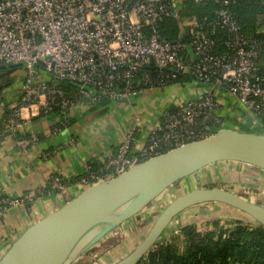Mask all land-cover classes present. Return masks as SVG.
I'll use <instances>...</instances> for the list:
<instances>
[{
  "label": "built area",
  "instance_id": "obj_1",
  "mask_svg": "<svg viewBox=\"0 0 264 264\" xmlns=\"http://www.w3.org/2000/svg\"><path fill=\"white\" fill-rule=\"evenodd\" d=\"M195 1L221 2L223 7L212 22L190 23L188 43L171 42L159 32V24L174 15L179 0H0V62L26 65L24 107L39 105L44 115L62 111L53 134L68 128L71 108L95 105L101 98L129 99L143 89L170 85L182 75L226 89L264 131V73L258 66L262 42L242 32L228 8L230 0ZM218 27L226 32L223 54L216 52L212 34ZM260 32L264 34V28ZM40 70L52 77L51 82L38 80ZM62 79L81 84V99L65 96ZM218 108L217 99L206 95L164 111L140 152L133 151L132 129L110 160L99 168L88 166L77 183L88 189L148 159L213 136L222 124ZM5 124L19 131L20 111L12 109ZM38 141L34 134L21 136L17 145L25 149ZM71 183L56 176L52 192H63ZM36 199L34 192L0 197V214ZM177 235L181 230L163 236Z\"/></svg>",
  "mask_w": 264,
  "mask_h": 264
},
{
  "label": "crops",
  "instance_id": "obj_2",
  "mask_svg": "<svg viewBox=\"0 0 264 264\" xmlns=\"http://www.w3.org/2000/svg\"><path fill=\"white\" fill-rule=\"evenodd\" d=\"M0 74V80L8 77L0 88V197L17 198L34 192L37 198L33 203L13 207L0 214V260L30 226L85 191L77 180L87 173L88 166L96 168L93 165H97L99 168L110 160L132 129L136 130L133 151L136 154L140 152L147 145L154 126L160 122L166 110L212 95L219 103L217 114L222 120L219 130L227 128L253 133L252 129H255L256 134H261L262 131L260 130L262 126L258 123L254 126V121L256 122L254 116L226 89L192 82L188 85L172 83L165 87L146 88L138 93L137 98L131 96L129 102L116 100L117 104L113 108L104 105L91 108L90 106L94 105L80 104L68 110L67 116L70 119L68 128L53 134V127L64 115L59 113L44 115L39 105L24 107L22 97L26 79L15 81L11 72L10 75L4 76L6 74L4 69H0ZM45 78V75L40 74L38 80ZM15 108L20 111L23 124L19 131L14 132L6 126L5 121L10 111ZM33 134L39 138L37 143L28 145L25 149L18 147L17 140L21 136L28 137ZM229 164L236 170L241 168L247 172L251 170L246 167H252L238 166L245 165L241 163ZM210 167L201 171L208 173ZM198 173L195 175H199ZM255 174L257 175L255 182L264 188V172L259 169ZM195 175L192 176L193 180L191 177L190 180L187 179L189 180L187 183H198ZM56 176H64L73 183L63 192H52V181ZM206 205L195 206L200 207L196 208L195 212L199 210L202 213L207 212L203 207L210 206ZM191 209L193 208L183 213L189 219V225H194L200 230L202 221L191 223L194 213ZM212 211L211 208L208 210ZM143 213L145 215L146 210L138 216L141 217ZM214 219L203 222L209 227L206 231L211 229ZM225 221L227 219L220 220V225L232 226L233 222L228 220L225 224ZM181 226L185 227L187 224L182 221ZM177 229L182 228L175 224L172 231ZM169 231L167 230L168 234ZM175 238L182 239V232ZM170 239L163 236L161 241L170 242Z\"/></svg>",
  "mask_w": 264,
  "mask_h": 264
},
{
  "label": "water",
  "instance_id": "obj_3",
  "mask_svg": "<svg viewBox=\"0 0 264 264\" xmlns=\"http://www.w3.org/2000/svg\"><path fill=\"white\" fill-rule=\"evenodd\" d=\"M10 67L11 63L0 62V69ZM6 80L8 77L0 80V88ZM218 163H241L264 172V135L221 129L209 138L148 159L96 184L30 226L10 246L0 264H75L175 185ZM208 203L238 210V217L232 218L235 222L264 227V205L220 187L193 189L169 203L140 244L113 264H139L177 216Z\"/></svg>",
  "mask_w": 264,
  "mask_h": 264
},
{
  "label": "trees",
  "instance_id": "obj_4",
  "mask_svg": "<svg viewBox=\"0 0 264 264\" xmlns=\"http://www.w3.org/2000/svg\"><path fill=\"white\" fill-rule=\"evenodd\" d=\"M221 2H196L179 0L177 15L165 18L159 24L160 34L171 42H190L191 26L186 22H212L222 9ZM237 24L247 38L262 42L258 66L264 73V0H230L228 6ZM211 32V29H209ZM217 41L216 52H226L222 41L225 30L220 27L213 31ZM15 70V65L11 71ZM155 73V71L153 72ZM196 82L191 75H182L172 83L188 85ZM171 83V84H172ZM60 85L69 99H81V87L74 81L62 79ZM110 99L101 98L98 103L107 105ZM97 103V104H98ZM62 115V111L55 109ZM264 131H261L263 134ZM97 168V165H93ZM182 239L173 237L170 242L158 241L139 264H264V227L233 222L231 228L224 229L220 221L212 222L211 229L202 233L194 225L181 229Z\"/></svg>",
  "mask_w": 264,
  "mask_h": 264
},
{
  "label": "rangeland",
  "instance_id": "obj_5",
  "mask_svg": "<svg viewBox=\"0 0 264 264\" xmlns=\"http://www.w3.org/2000/svg\"><path fill=\"white\" fill-rule=\"evenodd\" d=\"M188 24L190 23L186 22L184 25L187 26ZM13 65H15V70L13 72L11 71V67L8 68L10 69L11 74L13 73L12 78L15 81H24L28 75L26 65L12 64V66ZM40 74L46 76L44 79L46 82H51L52 77L48 73L40 70ZM90 91H92V89H90ZM82 99L85 100V98ZM116 104V101L112 100L104 106L113 108ZM101 105V103H98L90 107L96 108ZM257 123L259 124L258 121H254V126H256ZM252 132L254 133L256 130L252 129ZM238 166L246 167V165ZM246 168H250L251 171L247 172L241 170V168H237L236 170L231 167L229 163H220V165L211 166L210 169H208V173L201 171L198 173L199 175H195L196 179H198V183L189 184L187 183L190 180L189 179L175 185L171 190L159 197L146 209V216L143 213L141 217L138 216L136 219H130L125 222L117 230L110 233L99 244L83 255L75 264H113L124 258L144 239L161 211L177 197L193 189L220 187L229 191H234L251 202L264 205V188L262 185H258L255 182V178H257L255 173H257L259 169L254 167ZM193 177H191V180L194 179ZM206 206L210 207H203L206 208L205 211H207L204 213L200 210L195 212L196 208L198 209L200 207H192L193 209H191L194 212L192 214L193 218L191 219V223L202 221L200 230L203 232H205L208 227L205 225L206 223H203L204 221H212L211 219L216 218L214 220L220 221L227 219L229 222H234L232 218L238 217L240 213L238 210L232 209L226 205L208 203ZM210 208L213 210L212 212H208ZM233 213L237 214L233 215ZM142 217L143 219H141ZM177 221H179L180 224ZM182 221L189 225L190 221L186 218L184 213L177 216L167 230H170L169 232H171L175 224L178 228H183V226H181ZM227 221H225V224L228 223ZM178 240L181 239L178 238Z\"/></svg>",
  "mask_w": 264,
  "mask_h": 264
},
{
  "label": "flooded vegetation",
  "instance_id": "obj_6",
  "mask_svg": "<svg viewBox=\"0 0 264 264\" xmlns=\"http://www.w3.org/2000/svg\"><path fill=\"white\" fill-rule=\"evenodd\" d=\"M4 72L6 73L4 76L10 75V69L6 68V69H4Z\"/></svg>",
  "mask_w": 264,
  "mask_h": 264
}]
</instances>
